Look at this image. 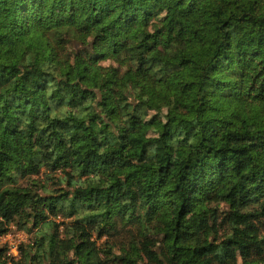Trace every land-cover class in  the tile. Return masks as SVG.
Returning a JSON list of instances; mask_svg holds the SVG:
<instances>
[{"label": "trees", "instance_id": "1", "mask_svg": "<svg viewBox=\"0 0 264 264\" xmlns=\"http://www.w3.org/2000/svg\"><path fill=\"white\" fill-rule=\"evenodd\" d=\"M0 264H264V0H0Z\"/></svg>", "mask_w": 264, "mask_h": 264}, {"label": "rangeland", "instance_id": "2", "mask_svg": "<svg viewBox=\"0 0 264 264\" xmlns=\"http://www.w3.org/2000/svg\"><path fill=\"white\" fill-rule=\"evenodd\" d=\"M34 237V233L29 234L24 230L18 229L16 226H11L10 230L1 238L0 243L7 245L10 253L18 254L17 247L21 242H28Z\"/></svg>", "mask_w": 264, "mask_h": 264}]
</instances>
